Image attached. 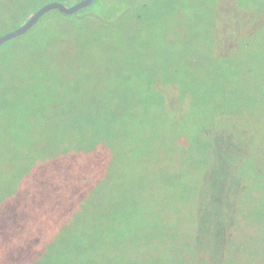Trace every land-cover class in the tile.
I'll list each match as a JSON object with an SVG mask.
<instances>
[{
	"label": "rangeland",
	"instance_id": "rangeland-1",
	"mask_svg": "<svg viewBox=\"0 0 264 264\" xmlns=\"http://www.w3.org/2000/svg\"><path fill=\"white\" fill-rule=\"evenodd\" d=\"M27 2L0 0V33ZM100 3L157 9H121L115 29L35 63L63 70L62 86L0 75V264H264V0ZM45 103L36 126L20 121ZM206 120L212 149L192 142Z\"/></svg>",
	"mask_w": 264,
	"mask_h": 264
},
{
	"label": "trees",
	"instance_id": "trees-1",
	"mask_svg": "<svg viewBox=\"0 0 264 264\" xmlns=\"http://www.w3.org/2000/svg\"><path fill=\"white\" fill-rule=\"evenodd\" d=\"M40 1L41 0H28L27 4H25L24 11L21 12V15L23 14L21 16V20H19L20 18L18 20L16 19V21H19L16 27H18L24 20H26L27 17L32 14L38 7H40L38 5H34V3L39 4ZM95 2L96 0L94 1V3ZM94 3L91 6L78 11L74 15H64L54 10L53 12H50L43 16L39 20L38 24L35 25L25 35L13 39L2 45L0 47V75L3 86L17 85L19 88H24L27 79L29 85H31V83H38L41 81L40 76L43 73L50 74L51 78L53 79L52 81H46L49 88L53 89L56 86H62L63 70H55L50 67L45 69V66H36L35 63L40 64L42 62H46L51 57V54L57 49L62 53L61 59H63L65 55L69 53L70 46L73 44V42H76L77 37L79 35L78 32L80 30L85 31L86 33H90L91 35H93V37H99L101 36V34H104L101 33V31H103L101 29H104L105 27L108 29H115L116 23L115 20L112 18L115 15H118L119 11H122L121 9H123L122 14H125L128 19H134L137 21L142 19V14L144 12L150 11V14H152V11L154 12L155 9H157L155 5H140L136 9H133L130 5L126 4L124 6H121V8H118V10L116 11L117 13L115 15L109 16L106 13L107 10L104 11V8L101 6V3L96 5H94ZM111 10H113V12L115 11L114 9ZM8 17H10V15L2 12L0 14V22L7 20ZM89 38L91 39L92 37L89 36ZM27 54L29 55V57L27 56ZM81 63V61H78L77 64ZM207 67L208 68L205 69L206 74H210L212 72V69L209 66ZM178 71L174 70V72H176L177 74H174L175 77L180 75V72ZM73 81H77V78H74ZM96 84L97 81L95 80L92 85L94 86ZM180 84L183 83H181L178 79V87L180 86ZM151 85L152 81H148L147 85L145 86L144 91L146 96L149 92L154 91L153 88H150ZM181 88H184V86H182ZM225 94L226 87L224 86L219 88L215 93H213V98H219L220 101L219 103L212 102L210 106V111H215V114L220 113V111L225 107L223 104V96ZM159 95L161 94H158V97L156 96L157 99L154 100V106L157 105V108H160L161 106L159 102L157 103L158 98L160 97V101L164 100V98L162 99V96ZM50 99L51 98H46V100L48 101H50ZM23 101L24 99L21 102ZM46 103L43 105V109L42 107L35 108L37 107V105H35L32 109L35 113H33L31 117H28L27 121L22 118V116L20 118V121L27 122V124L32 127L36 126L39 123V121L37 120V115L39 114V112L43 111L47 113L51 110V108L46 107ZM19 104L20 103H12L13 109L18 111ZM23 105L30 107L29 101H24ZM54 110L55 108L53 107L52 111ZM59 113L65 112L60 111ZM79 113L81 116L83 114L85 116L88 114L85 109ZM60 122V120L57 121V123ZM206 124H208L207 120L203 121L196 127L191 128V131H193V135H195L194 141L192 142L196 146L205 145L212 149V147H215L216 138H214V135V137L209 136L208 130H206V126L208 127V125ZM61 127H67L69 130L72 131H80L84 128V123L81 120L74 121L71 124L68 123L67 125L60 123V125L57 127V130H59V128ZM221 135L224 137V141L226 142L231 139L225 133H222Z\"/></svg>",
	"mask_w": 264,
	"mask_h": 264
},
{
	"label": "water",
	"instance_id": "water-1",
	"mask_svg": "<svg viewBox=\"0 0 264 264\" xmlns=\"http://www.w3.org/2000/svg\"><path fill=\"white\" fill-rule=\"evenodd\" d=\"M93 2L94 0H77L72 5H65L59 2H49L42 4L18 27L0 34V47L13 39L25 35L39 22L43 16L51 11L56 10L64 15H74L78 11L89 7Z\"/></svg>",
	"mask_w": 264,
	"mask_h": 264
}]
</instances>
